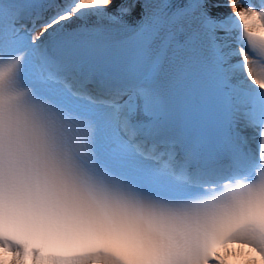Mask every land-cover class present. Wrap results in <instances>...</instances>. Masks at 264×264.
Returning a JSON list of instances; mask_svg holds the SVG:
<instances>
[{"label":"snow or ice","instance_id":"obj_1","mask_svg":"<svg viewBox=\"0 0 264 264\" xmlns=\"http://www.w3.org/2000/svg\"><path fill=\"white\" fill-rule=\"evenodd\" d=\"M0 264H264V0H0Z\"/></svg>","mask_w":264,"mask_h":264},{"label":"bare ground","instance_id":"obj_2","mask_svg":"<svg viewBox=\"0 0 264 264\" xmlns=\"http://www.w3.org/2000/svg\"><path fill=\"white\" fill-rule=\"evenodd\" d=\"M225 0H221V3H224ZM256 4V3H254ZM239 10V6H237L236 8H229V7H224V8H221L220 11L227 14V13H230V12H233V11H237ZM40 30V26L36 27V32H39ZM251 134V130L248 131V135Z\"/></svg>","mask_w":264,"mask_h":264}]
</instances>
